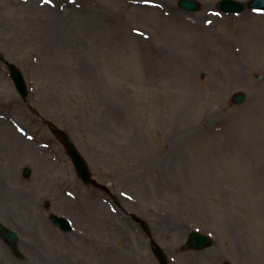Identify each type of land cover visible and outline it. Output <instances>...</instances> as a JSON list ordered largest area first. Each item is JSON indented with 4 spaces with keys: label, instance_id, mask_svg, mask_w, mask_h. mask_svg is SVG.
Masks as SVG:
<instances>
[{
    "label": "rangeland",
    "instance_id": "374dc122",
    "mask_svg": "<svg viewBox=\"0 0 264 264\" xmlns=\"http://www.w3.org/2000/svg\"><path fill=\"white\" fill-rule=\"evenodd\" d=\"M177 1L0 0V221L24 257L0 240L1 263L159 264L135 214L167 264H264V12ZM5 63L23 72L26 103ZM42 119L115 200L81 182ZM19 127L37 138L33 160ZM195 230L214 245L188 248Z\"/></svg>",
    "mask_w": 264,
    "mask_h": 264
},
{
    "label": "water",
    "instance_id": "95a60500",
    "mask_svg": "<svg viewBox=\"0 0 264 264\" xmlns=\"http://www.w3.org/2000/svg\"><path fill=\"white\" fill-rule=\"evenodd\" d=\"M179 6H181L184 9L190 10V11L197 10L200 7L199 4L193 0H181L179 2ZM247 6L249 8H260L264 10V0H254L250 2ZM218 7L225 12L239 13V12H242L246 6L240 2H236L233 0H223L218 4ZM10 71H11L12 77L20 93L25 98L27 96V91H26V85L24 83L21 73L14 65H10ZM233 100L236 102H242L243 95L242 94L237 95L233 98ZM61 138L63 140V143L65 145V148L68 154L70 155V157L73 160V163L76 166V169L79 175L86 183H90L92 181V178H91V173L89 172V169L87 167V163L85 162L81 154L78 152V150L74 147V145L69 142V140L67 139L65 135L61 134ZM51 218L55 223L61 226L64 230H67V229L70 230V225L67 221L60 219L54 215H52ZM0 234L2 235L3 239L8 243V245L12 248L13 252L17 256L21 257V253L17 249V241H18L17 236L12 231H9L7 228H5L3 225H0ZM210 244H211V241H209L208 238H205L204 236H201L197 233H194L191 237L192 247L204 248V247L209 246ZM155 253L157 257L159 258L161 264H166L165 256L159 248L155 249Z\"/></svg>",
    "mask_w": 264,
    "mask_h": 264
},
{
    "label": "bare ground",
    "instance_id": "6f19581e",
    "mask_svg": "<svg viewBox=\"0 0 264 264\" xmlns=\"http://www.w3.org/2000/svg\"><path fill=\"white\" fill-rule=\"evenodd\" d=\"M1 118H3V120H5V121H3V122H0V126H2V127H6L7 129H8V126H7V123L9 124L10 123V121L7 119V117L5 116V115H1ZM10 125V124H9ZM5 128V129H6ZM8 139H10V138H8ZM11 142H13V140H11ZM27 147H28V151L27 150H25L24 149V146H22V145H18L17 147H16V149H19V151H21V152H23V151H25V153H26V155H29V156H32V154L34 153V151L31 149V143H27V144H25ZM9 163L11 164V158L9 157ZM10 166V165H9ZM11 173V172H10ZM15 188H16V186H14V188H11L12 189V192H14V193H19L20 191H18V190H15ZM3 194H4V192H1L0 191V198H3ZM44 230L47 232V233H49L50 231H49V228L47 227V225L44 227ZM150 236H151V234H149ZM152 239H153V236H152ZM138 264H145V263H142V262H139Z\"/></svg>",
    "mask_w": 264,
    "mask_h": 264
}]
</instances>
